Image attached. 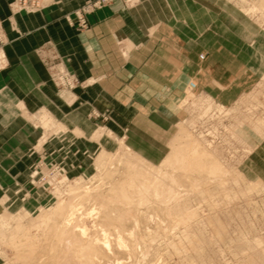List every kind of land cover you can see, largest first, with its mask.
I'll use <instances>...</instances> for the list:
<instances>
[{
    "label": "rangeland",
    "instance_id": "rangeland-1",
    "mask_svg": "<svg viewBox=\"0 0 264 264\" xmlns=\"http://www.w3.org/2000/svg\"><path fill=\"white\" fill-rule=\"evenodd\" d=\"M221 1L235 13L217 14L233 16L236 25L219 32L256 70L252 87L224 105L190 81L169 115L125 117L90 107L86 128L59 123L46 111L34 115L39 136L29 162L0 188V264H54L67 215L76 239L94 248L79 247L83 264H264V0ZM43 62L73 109L75 91L90 82L79 81L64 60ZM7 67L4 55L0 70ZM178 134L183 141L174 140ZM191 144L215 171L163 163ZM136 170L150 171V182L159 175L162 185L146 191Z\"/></svg>",
    "mask_w": 264,
    "mask_h": 264
},
{
    "label": "crops",
    "instance_id": "crops-1",
    "mask_svg": "<svg viewBox=\"0 0 264 264\" xmlns=\"http://www.w3.org/2000/svg\"><path fill=\"white\" fill-rule=\"evenodd\" d=\"M38 1V9L27 10L17 0H0L8 61L0 70V188L27 166L39 136L33 116L42 111L86 128L90 107L120 110L125 117L169 115L190 81L195 91L224 105L256 81V70L219 32L236 25L233 16L217 14L234 15L224 1L139 0L127 7L115 0L86 15L83 30L74 11L89 0ZM51 58L64 60L79 81L90 82L75 91L71 110L49 81L43 61ZM1 205L0 193V213Z\"/></svg>",
    "mask_w": 264,
    "mask_h": 264
},
{
    "label": "bare ground",
    "instance_id": "bare-ground-1",
    "mask_svg": "<svg viewBox=\"0 0 264 264\" xmlns=\"http://www.w3.org/2000/svg\"><path fill=\"white\" fill-rule=\"evenodd\" d=\"M186 137V135H183V134H178L175 138H174V140L175 139H177V141L178 140H182V139H180V138H183V137ZM184 137V138H185ZM183 141V140H182ZM175 142V141H174ZM181 142V141H180ZM179 143V142H178ZM177 144V143H176ZM192 145V144H191ZM190 145V146H191ZM196 145V144H195ZM194 144L190 147V148H188L189 150L187 151L186 150V152H179V150H177L176 151V154L175 155H169V156H167L166 157V159L163 161V163H166L167 164V166H168V164L169 165H174V164H176L177 163V165H179L178 167H181L180 169H182V168H187V167H189V169H191V168H198L199 166L200 167H203L204 168V171H209V172H213V171H215L216 169H217V166L216 165H213V164H208L204 159H205V152L204 151H202V150H198L197 149V146H195ZM176 146V145H175ZM174 149V148H173ZM172 152H174V151H171V153ZM187 155H186V154ZM173 154V153H172ZM205 162L207 163L206 165H205ZM150 165V164H149ZM148 165V166H149ZM208 165H212V166H208ZM147 166V165H146ZM147 166V167H148ZM150 166H152V165H150ZM147 167H146V169H147ZM199 167V168H200ZM154 168V167H153ZM156 168V167H155ZM172 168V167H171ZM137 169V168H136ZM141 169V168H140ZM188 169V170H189ZM149 170H150V168H149ZM154 170V169H153ZM159 170H161V169H159ZM182 170H184V169H182ZM192 170V169H191ZM157 171V170H156ZM135 172V171H134ZM136 175L134 176V179L135 178H138L139 177V179H142L143 178V182L142 181H140L141 183L139 184L140 185V187H142V188H145V190H146V188H148L149 189V187H150V185H152V187L154 188V186H156V185H158V183H160L161 182V180H160V176L159 175H157L158 177H159V181H152L151 180V182L149 181L150 179H153V178H155V177H153V178H151L150 177V179H148L149 178V175L147 176V172L149 173L150 171H147V170H140V171H137L136 170ZM158 172H161V173H163L162 171H158ZM157 172V173H158ZM152 173H154L153 171H152ZM159 174V173H158ZM164 174V173H163ZM134 175V174H133ZM173 175V174H172ZM137 176V177H136ZM152 176H156V174L154 175V174H152ZM164 176H167V175H162V177H164ZM172 177V176H171ZM173 177H175V176H173ZM132 178V177H131ZM132 180L133 179H131V181H130V179H129V181L132 183ZM137 181V179L135 180V182ZM147 183H146V182ZM129 182V184H131ZM134 182V183H135ZM153 182V183H152ZM163 182H164V180H163ZM131 184V185H133L132 187H134L135 188V184ZM149 183H152V184H149ZM162 183V182H161ZM159 184V185H162V184ZM128 184V185H129ZM137 184L138 183H136V186H137ZM123 185V187H124V184H122ZM164 186V185H163ZM139 187V186H138ZM152 187H150V188H152ZM142 188H140V189H142ZM156 188V187H155ZM158 188H160V187H158ZM162 188V187H161ZM168 188V187H167ZM123 189V188H122ZM124 189H125V187H124ZM123 189V191L124 192H127V191H125ZM126 189H129V187L128 188H126ZM131 189V188H130ZM139 189V188H138ZM137 189V190H138ZM151 190V189H150ZM161 190V189H160ZM164 190L166 191V189L164 188ZM146 191H148V190H146ZM136 192V191H135ZM112 197V196H111ZM119 199V201H121L122 203H127V201L126 200H123V199H121V198H118ZM127 205V204H126ZM59 207V206H58ZM74 206H72V208H73ZM70 210H71V206H70ZM62 211H57V212H55V214H57V215H59L60 213H61ZM72 212V211H71ZM129 212V211H128ZM73 213V212H72ZM105 213V212H104ZM61 215V214H60ZM42 217H43V215H42ZM41 217V218H42ZM68 219H66L65 220V222L63 223V225H64V227H63V229H60V231H58V233L56 234L57 235V243H56V246H57V244H58V242L63 246V249H61L62 251H61V253L59 254V255H57L56 256V260H55V263L54 264H83V263H81L79 260H78V258L80 259V257L78 256V252H79V250L81 249V251L82 250H86L85 252L87 253V252H93V250H94V248H93V246H89L88 244V246L87 245H82L81 244V242L79 241V239L77 240L76 239V237H75V235H74V233H73V227L71 226L72 224H71V222H70V218L68 217V215L66 216ZM113 217V216H112ZM119 217H122V216H119ZM118 217V218H119ZM41 218H39V219H41ZM117 219V218H116ZM72 220V219H71ZM108 220H109V218H108ZM120 220H122V219H120ZM39 221V220H38ZM110 221H111V219H110ZM113 221H116V220H114L113 219ZM112 223V222H111ZM118 223V222H117ZM115 224V223H114ZM59 225V224H58ZM117 225V224H116ZM114 226V225H113ZM54 227H56V226H54ZM75 227V226H74ZM57 228V227H56ZM52 229V228H51ZM52 231H54V228H53V230ZM85 231V230H84ZM56 232H57V230H56ZM56 232H53V233H56ZM105 233V232H104ZM52 235V234H51ZM56 238V237H55ZM54 238V239H55ZM89 243V242H88ZM79 247H80V249H79ZM57 247H55V249H56ZM77 249H78V251H77ZM54 251V250H53ZM60 251V250H59ZM80 251V252H81ZM31 252V251H30ZM82 253V252H81ZM31 254H33V253H31ZM51 254V253H50ZM83 255V254H82ZM78 256V257H77ZM83 258H84V256H83ZM86 258V257H85ZM84 261V260H83Z\"/></svg>",
    "mask_w": 264,
    "mask_h": 264
},
{
    "label": "built area",
    "instance_id": "built-area-1",
    "mask_svg": "<svg viewBox=\"0 0 264 264\" xmlns=\"http://www.w3.org/2000/svg\"><path fill=\"white\" fill-rule=\"evenodd\" d=\"M113 0H89L83 3L80 7L75 9L74 17L75 23L78 29L83 30L87 27L86 15L95 11L96 9L105 6L112 2ZM17 5L21 8L35 10L40 7V2L38 0L35 1H27V0H17ZM5 44V36L0 22V58H4L3 46Z\"/></svg>",
    "mask_w": 264,
    "mask_h": 264
}]
</instances>
